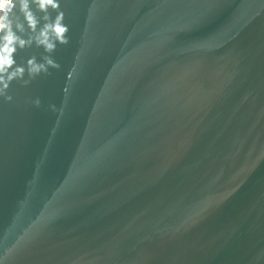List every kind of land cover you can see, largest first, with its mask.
<instances>
[{"label": "water", "instance_id": "obj_1", "mask_svg": "<svg viewBox=\"0 0 264 264\" xmlns=\"http://www.w3.org/2000/svg\"><path fill=\"white\" fill-rule=\"evenodd\" d=\"M59 3L0 97V264H264V0Z\"/></svg>", "mask_w": 264, "mask_h": 264}, {"label": "clouds", "instance_id": "obj_2", "mask_svg": "<svg viewBox=\"0 0 264 264\" xmlns=\"http://www.w3.org/2000/svg\"><path fill=\"white\" fill-rule=\"evenodd\" d=\"M50 9L56 12L54 18ZM64 18L59 0H0V97L12 100L8 89L14 80L27 87L38 76L51 75L50 69L60 68L52 53L58 44L70 43V29ZM33 44L43 48L46 54L40 60L33 55L25 64H17L15 54L18 49ZM34 103L39 106L41 101L36 98Z\"/></svg>", "mask_w": 264, "mask_h": 264}]
</instances>
